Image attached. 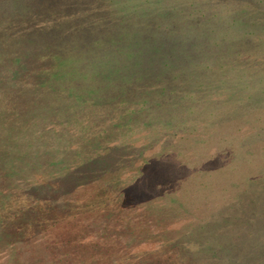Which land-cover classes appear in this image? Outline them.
Instances as JSON below:
<instances>
[{"label":"rangeland","instance_id":"obj_1","mask_svg":"<svg viewBox=\"0 0 264 264\" xmlns=\"http://www.w3.org/2000/svg\"><path fill=\"white\" fill-rule=\"evenodd\" d=\"M81 51L100 76L70 88L74 77L59 73H75ZM128 60L165 75L153 80L165 96L149 100L151 112L130 115L125 102L122 115L82 130L95 108L80 104V118L64 117L90 94L137 98L151 83L128 80ZM185 88L199 90L196 101L168 98ZM101 103L109 110L112 101ZM81 132L103 137L96 154L117 147L132 160L117 175L83 176L65 160ZM0 151V165L18 174L0 176L1 201L9 193L16 208L32 186L52 183L27 264H264V0H0ZM60 163L75 170V185L49 181ZM141 166L140 204L123 217V234L102 237L100 214ZM15 252L1 249L0 264H22Z\"/></svg>","mask_w":264,"mask_h":264},{"label":"trees","instance_id":"obj_2","mask_svg":"<svg viewBox=\"0 0 264 264\" xmlns=\"http://www.w3.org/2000/svg\"><path fill=\"white\" fill-rule=\"evenodd\" d=\"M85 51H81L80 56H82L80 58V64L77 65V71L75 73L71 74V71L69 70H65L63 73L61 71V73H59V76L63 79H67V78H72L74 77V81L70 82L69 84H67V86H69L70 88L73 87V85H76L75 80L78 81V85L81 83H86L87 81H96L97 79H99V71L98 73H96V70L94 72V70H92V72L90 71V69L88 67L90 66V60H91V56L87 54V57L84 58L83 56L85 55ZM86 60V61H85ZM127 68H124L123 72L126 74V76L129 79H136V80H140L146 83H151L148 84L147 86H145L144 88H142V90H137L136 83H140V82H135L134 84L130 83V87L138 94V97L135 98L134 95L130 94L129 92H126V98L123 100L124 102H121L119 100L116 101V99H110L109 97L107 98L105 95H103V97H100L102 99H107L108 101H112L111 103V107L109 110H107L105 108V106H102L101 100H97V102H93L91 97L92 96H86L85 98L83 97H79V101L77 102L78 104H76V109L74 111V113H66L67 116H64L65 118H69L72 119V117H79V113L80 112V104H83L85 106H87L88 108H95L93 110V113H95V117L92 119H88L89 124L87 123H80V126L77 125V127L82 130V128L85 127H89L91 125H96L98 122H104V120L106 118H114L117 116L116 113H120L123 111L122 107H124L123 104L126 105L129 103L130 106L132 107V114H136L137 112H144V114L151 112V110H147V109H152L151 107H153L155 104H157L156 102H149V100H153L154 98L156 99L158 97V95H161L162 97H164L165 95L163 93H161L159 90L161 88H159L157 86L152 85L153 80H155L156 78L160 77H164V74H161L162 72H160V70L158 69H142V68H138L133 66V63L131 60H128L127 63ZM92 68V67H91ZM139 69V70H138ZM86 74V75H83ZM94 74V78L92 77V75ZM96 74V75H95ZM89 75V76H88ZM88 76V77H87ZM76 78V79H75ZM152 78V79H151ZM152 80V82H150ZM41 84H45V80L41 83ZM89 84V83H88ZM80 86V85H79ZM128 86V87H129ZM80 88L82 89V87L80 86ZM79 89V88H78ZM101 90L95 92L98 93L99 95H101V92H103V88H100ZM88 91V90H85ZM186 91L185 93H180V95H177V91L176 93L172 91V93L170 92V96L168 98H171V96H176L178 98L181 99H185V98H189L192 99L194 101H196V96L194 93H198V91L195 92V90H193V92H187V89L185 88ZM183 91V92H184ZM84 91H81L79 89V95L84 94ZM91 93V92H90ZM199 94V93H198ZM200 95V94H199ZM182 96V97H181ZM161 97V100L163 101V98ZM173 97V98H174ZM152 98V99H151ZM89 101V102H88ZM181 102V101H180ZM177 103V106L180 104ZM69 103V101L65 102L63 106H66ZM96 104H100L101 106ZM162 105V104H161ZM96 106V107H95ZM159 106V105H157ZM145 108V110H141ZM154 112H155V108H154ZM157 112H159V114H163L164 110L162 108H158ZM112 113L111 117L110 114ZM129 114V113H126ZM138 114V113H137ZM122 115V114H121ZM60 118L63 117L59 114ZM103 117V118H102ZM78 118V119H79ZM86 118V116H85ZM100 124V123H99ZM94 127V126H93ZM92 127V128H93ZM88 129L86 130V132L90 133L89 130H93V129ZM110 126H108V134H105V138H109L110 136ZM78 129V131H79ZM99 137V138H98ZM98 137H94V136H85L83 132L76 134L75 136V141L78 142V150H73V151H67L65 152L66 155V159L69 163L74 164L75 165V170L79 169L82 170L81 172H83V176H87V170H92V172H97L100 171L102 169V176H105V172H112V174L117 175L119 172L122 171V167H123V163H121L123 161V159H125L124 161H126V163H128L130 160H132V157L130 156H126L124 157L123 155H121V152L123 150L117 148V147H110L109 149L106 148L105 149V154L104 153H100L99 155L96 154V150L97 149H102V145L100 144L103 140V137L101 135H98ZM101 141V142H100ZM88 145H90L91 148L89 149H85ZM118 149V150H117ZM92 153L88 156H84L86 153ZM0 154L6 156L5 151H0ZM0 155V157L2 156ZM56 153L53 154V157H56ZM71 155H75L77 156V158L75 159H71ZM64 160V159H63ZM4 161V160H1ZM30 161V160H29ZM28 161V163H29ZM115 162L117 163V167H114V165L111 162ZM46 164H51V162L45 161ZM60 162V161H57ZM59 164H54L52 165L54 167V169H57V171H53L52 172H56V177H50L49 181L50 182H54V183H60L62 184V186L67 187V185H70L71 183H74V185L77 183L78 180H76V175H75V170H66V172L64 173L62 166V163ZM36 165V164H35ZM34 165V166H35ZM28 168H30V170L32 168H37V167H32V165H27ZM51 166V167H52ZM15 167L13 165V163L11 164H6V162H1L0 165V176H3L6 182H10L12 180V178L15 179L18 177V174L13 172V168ZM6 169V170H5ZM68 169V168H67ZM35 170V169H34ZM12 171V175L11 172ZM144 171L141 169L140 167H138L135 172L133 173V178L132 180H130V184L129 185H125L124 187L122 186V188L120 189L121 192L118 193V195H116L114 198L109 199V203L110 201H112L113 205L111 206L112 208L108 209V207H106L105 213H101L100 215L102 223H100V227L99 229L101 230V236L108 238L111 236H116L118 233L123 234V232H120L121 229H123L124 227H122V220L123 217H127L128 216V209L132 208V206L138 205L140 204V201L137 194H136V184H139V180L141 179H145L144 178ZM9 176H11V178H8ZM155 176V173H154ZM86 180H89L88 178H86ZM101 181H103L101 179ZM105 183V182H104ZM51 184L52 183H48L44 189H39L41 188L39 185H34L29 189V199L26 198V200H22V202H20L18 204V207L13 208V206L11 205V200L12 198H10V194L8 193V197L4 200L1 201L0 200V250L4 249V248H9V246H11V248L13 247V249L16 251L15 254H17L16 256H20L19 260L22 264H27L29 263L31 260H33V257L35 256H29V254L26 252V248L29 250L28 246V242H30L32 240V236L39 234L38 232L41 231V228L38 227V223H42L43 219H44V215H39L37 214V210L41 209V211H44L46 208V204H48L47 200L48 197L50 195L49 192L51 191ZM82 184H84L83 187H91L92 185L90 182L84 181ZM116 186L119 184V182H114L113 185ZM3 188V187H2ZM1 189V188H0ZM65 189V188H64ZM41 190V191H39ZM39 191V192H38ZM30 192H32L33 195L30 194ZM48 192V193H47ZM106 193V192H105ZM16 194V193H15ZM14 194V195H15ZM22 195V193H20ZM0 199L4 198V195H1L0 192ZM13 196V195H12ZM53 196V195H52ZM117 202V203H116ZM49 204H56V203H49ZM17 206V205H15ZM9 208V209H8ZM58 209L63 212L64 210H68L67 207H62L61 204H58ZM48 210V209H47ZM46 212V211H44ZM46 217V216H45ZM32 230H38V232H33V234H30V232ZM132 240V239H130ZM66 240L65 242L61 244H58L57 246L59 247L58 249H62L64 248L63 246L66 244ZM74 247H71V250H73ZM60 251V250H59ZM31 255L32 252H30ZM73 258L74 254H72L71 252L69 253ZM46 260L47 257H49V255H44L43 256Z\"/></svg>","mask_w":264,"mask_h":264}]
</instances>
